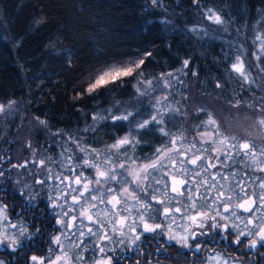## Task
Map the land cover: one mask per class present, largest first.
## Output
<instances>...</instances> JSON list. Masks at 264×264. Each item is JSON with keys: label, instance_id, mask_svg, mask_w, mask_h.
<instances>
[{"label": "snow or ice", "instance_id": "snow-or-ice-1", "mask_svg": "<svg viewBox=\"0 0 264 264\" xmlns=\"http://www.w3.org/2000/svg\"><path fill=\"white\" fill-rule=\"evenodd\" d=\"M161 2L148 0L152 6ZM193 4L210 26L227 31L228 21L220 11L204 9L201 0ZM189 31L200 38L209 35L198 25ZM253 31L251 53L238 41L228 42L230 53L221 49L227 63L221 69L223 80L218 78L214 87L223 92L228 83L236 84L226 104L251 112L259 137L232 135L213 112L191 104L176 90V85L184 86L188 59L176 71L159 75L146 74L145 61L152 55L147 51L138 59L103 65L85 92L111 91L127 80L133 85L134 103L116 101L113 108L91 114L93 123L82 132L93 143L58 130L51 135L62 139L59 160L43 153L37 157L39 150L31 141L25 142L31 159L12 163L11 156L0 155V184L15 169L14 190L25 198L15 221L0 198V249L14 260L19 257L16 264H128L129 260L141 264L142 259L144 264L152 260L161 264L160 257L171 259L172 247L193 264L196 258L201 264H244L240 255L217 248L223 243L244 256L264 260V29ZM17 104L12 99L0 101V127L18 111ZM189 117L197 121L191 133L185 127ZM33 120L48 128L46 120L38 116ZM117 128L122 134L106 133L111 143L94 146L103 142L101 132ZM145 147H151V153L141 156ZM24 173L34 176V184L41 188L56 182L57 195L49 196L53 231L35 223L30 231L21 219L35 201L32 185L21 178ZM145 250L152 259L145 257Z\"/></svg>", "mask_w": 264, "mask_h": 264}, {"label": "trees", "instance_id": "trees-1", "mask_svg": "<svg viewBox=\"0 0 264 264\" xmlns=\"http://www.w3.org/2000/svg\"><path fill=\"white\" fill-rule=\"evenodd\" d=\"M201 6L220 11L228 21L227 31L218 25L210 26L193 0H162L156 6L148 0H0V101L12 99L18 102V111L0 127V155L11 156L12 163L32 158L25 147L15 160L22 144L18 134L27 128L28 119L35 116L46 120L48 128L34 123L31 137L23 139L31 141L39 150L37 157L43 153L52 156L53 160L60 159L62 139L51 135L58 130L63 135H80L86 143H93L91 137L82 132L86 125L93 123L91 114L113 108L116 101L134 103L133 85L127 80L123 87L111 91L101 88L86 93L93 73L109 63L138 59L146 51L152 53L145 61L146 74L174 72L183 60L188 59L187 75L182 76L184 86L176 85L177 91L187 96L189 79L193 77L195 94L230 99L231 92L237 87L234 82L228 83L223 92L214 87L218 78L223 80L221 69L227 63L221 49L230 53L229 41L247 45L254 29H264V21L258 23L264 13V0H201ZM37 20L41 22L37 24ZM197 25L208 29L209 35L200 38L189 31ZM201 100L191 104L216 110ZM220 114L214 115L221 127L232 135H239L223 124L218 118ZM196 122L194 117L188 118L185 127L189 133ZM110 132L122 134L118 128L106 129L101 132L103 142H94V146L103 148L104 143H111V136L106 134ZM54 139L58 142L54 143ZM151 150V147H145L139 154L144 156ZM7 163L5 161V167ZM11 172L13 175L0 184L4 189L0 198L8 206L7 213L16 218L24 210L25 198L14 190L16 170ZM21 178L32 185L34 191L31 194L35 197L34 207L24 211L21 219L30 231H34V223L49 231L53 224L49 219L52 213L48 208L49 195L56 182L50 181L48 187L41 188L34 184V176L24 173ZM3 250L0 249V260L5 264H16L20 259L14 260ZM169 250L171 259L162 264H193L190 258L184 263L173 260V257L177 258L173 254L177 253V247ZM116 254L119 255V251ZM149 259H152L150 255ZM259 263L264 264V260L259 258ZM195 264H201V261L195 259Z\"/></svg>", "mask_w": 264, "mask_h": 264}, {"label": "rangeland", "instance_id": "rangeland-1", "mask_svg": "<svg viewBox=\"0 0 264 264\" xmlns=\"http://www.w3.org/2000/svg\"><path fill=\"white\" fill-rule=\"evenodd\" d=\"M257 30H260V29H257ZM247 42H248V44L247 45L245 44V48L247 49V51L249 53H251L253 50L252 45H251V38H249V40ZM253 75H256V73L253 72ZM257 79H260V77L258 76ZM194 85H195V79L193 77H191L189 79V84H188L189 90L187 92V96H188L189 101L191 103L194 102V100L196 101V100L202 99L201 101L204 104L208 103L209 105L213 106V108H216V110H211L210 108L206 107L209 111L213 112V114L217 115V114L221 113L220 115H218V118L230 130L237 131V133L239 134V135H237V137H242L244 139H252L254 137L260 136V129L252 126V122L255 119L251 120L250 118L247 117V116L253 117L251 113H249L247 111H237V110L230 109L226 104L227 99L221 98L220 95L214 97V96H212V94H204V97H201V96H199V94H195ZM257 95H259V90H257ZM224 111H228V112L223 113ZM238 115H239L238 118H235V119L233 118V117H237ZM34 123H36V122L33 120V118L28 119L27 128L25 130H21V133L18 134L22 144H20L18 147V152L15 156V160H17V158L19 156H21V150L25 149V142L26 141L23 138L31 137L30 130L32 128L31 126H34ZM50 195L51 196L57 195L55 187H54L53 191L50 192ZM49 204L50 203H48V208L50 209V212H52L53 210L49 207ZM12 219L15 221V216H12ZM53 226H54V224H53Z\"/></svg>", "mask_w": 264, "mask_h": 264}, {"label": "flooded vegetation", "instance_id": "flooded-vegetation-1", "mask_svg": "<svg viewBox=\"0 0 264 264\" xmlns=\"http://www.w3.org/2000/svg\"><path fill=\"white\" fill-rule=\"evenodd\" d=\"M51 215H52V216H51ZM51 215H49V219H50V220H53V219H54L53 211H52ZM52 227H53V224H52L51 226H49V231H52ZM217 248H218L220 251H227V252H229V253L232 254V255H240V256H241V259L244 260V264H253V262H254V264H258V260H259L258 257H256L255 255H251L250 258H249V256H244L242 253H238V252H236V251L234 250V246H233V247L225 248L224 245H223V243H221V244H218V245H217ZM168 252H169V254L172 253L169 249H168ZM173 254L176 255V257H177V258H174V257H173V260H175V261H181L182 263H184V262H186L187 259H188L187 256H178L177 253H173ZM90 255H91V254H90ZM127 255L131 256V255H133V253H128ZM145 257H146L147 259H149V254H148L147 250H145ZM196 259H197V260H200L199 258H196ZM160 260H161V264H162V263H164V262H166V261H168V260H170V259H165L164 257H160ZM165 260H166V261H165ZM191 260H192V259H190V261H191ZM192 261H193V260H192ZM131 262H132V261H131ZM131 262L128 261V264H130ZM153 263H155V260H152V264H153ZM131 264H132V263H131ZM141 264H144L143 259L141 260ZM259 264H260V263H259Z\"/></svg>", "mask_w": 264, "mask_h": 264}]
</instances>
